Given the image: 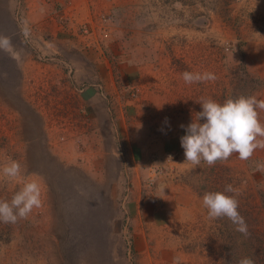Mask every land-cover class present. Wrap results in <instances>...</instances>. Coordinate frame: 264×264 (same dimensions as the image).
<instances>
[{
  "label": "rangeland",
  "instance_id": "rangeland-1",
  "mask_svg": "<svg viewBox=\"0 0 264 264\" xmlns=\"http://www.w3.org/2000/svg\"><path fill=\"white\" fill-rule=\"evenodd\" d=\"M18 5L19 0H0V35L23 49L31 41L16 28L15 21L22 32ZM105 19L123 41L156 48L172 64L188 63L193 73L208 68L216 76L208 82L211 96L219 86L217 71L223 70L221 104L264 84L247 60L250 48L264 47V0H113ZM17 70L0 55V167L15 160L22 174L20 180L0 176V200L10 202L24 182L35 180L42 207L15 224L0 222V264H137L121 212L120 193L128 183L117 181V165L112 162L100 174L74 165L71 151L60 150L55 135L43 134L34 104L47 107L45 96L32 103L23 95ZM46 82L36 88L53 87ZM256 162L264 159L242 161L233 154L212 167L202 161L182 177L202 197L229 184L239 190L238 211L250 235L235 231L226 218L210 220L212 244L198 247L209 264H238L243 257L264 264V171L256 170Z\"/></svg>",
  "mask_w": 264,
  "mask_h": 264
},
{
  "label": "crops",
  "instance_id": "crops-1",
  "mask_svg": "<svg viewBox=\"0 0 264 264\" xmlns=\"http://www.w3.org/2000/svg\"><path fill=\"white\" fill-rule=\"evenodd\" d=\"M18 6L23 33L15 21L16 28L31 46L0 55L15 62L23 95L32 103L45 96L47 107L34 104L43 134L55 135L74 165L98 174L117 165V181L128 183L121 212L137 264H209L198 247L212 244L210 220L202 196L182 179L192 165L180 146V125L195 121L201 98L223 101V70L213 98L208 82L185 84L181 73L193 71L188 63L172 64L156 48L123 41L106 26L113 0H19ZM247 54L248 69L264 80V47ZM39 81L49 89L36 88ZM249 96L264 100V84ZM251 158L264 159V150Z\"/></svg>",
  "mask_w": 264,
  "mask_h": 264
},
{
  "label": "clouds",
  "instance_id": "clouds-1",
  "mask_svg": "<svg viewBox=\"0 0 264 264\" xmlns=\"http://www.w3.org/2000/svg\"><path fill=\"white\" fill-rule=\"evenodd\" d=\"M0 50L13 51L9 37L0 35ZM181 78L185 84L191 85L214 82L216 76L211 72L185 71L181 73ZM199 104L202 110L195 114V121L192 120L186 127L180 125L185 131V135L180 138L185 162L195 167L203 161L212 167L217 162L227 161L233 154H238L240 160L247 161L257 149L264 150V124L260 122L258 112L264 111V100L255 96H240L226 99L221 104L211 98H201ZM256 170L264 171V163H257ZM21 175V165L18 161L9 160L0 167V176L20 180ZM163 190L162 188V193ZM238 195L239 190L229 184L223 192H206L202 197V207L207 211V219L226 218L235 225V231L247 237L250 233L245 219L238 211ZM40 207V184L35 180L24 182L10 202L0 200V222L15 224L20 219H26L33 209ZM238 264H255V261L250 257H243Z\"/></svg>",
  "mask_w": 264,
  "mask_h": 264
},
{
  "label": "built area",
  "instance_id": "built-area-1",
  "mask_svg": "<svg viewBox=\"0 0 264 264\" xmlns=\"http://www.w3.org/2000/svg\"><path fill=\"white\" fill-rule=\"evenodd\" d=\"M85 31H86V30H85ZM60 138H61V139H60ZM60 138H59V141H62L63 137H60Z\"/></svg>",
  "mask_w": 264,
  "mask_h": 264
}]
</instances>
